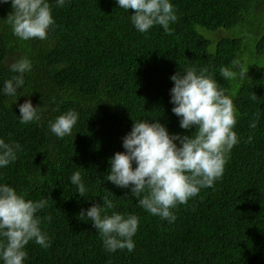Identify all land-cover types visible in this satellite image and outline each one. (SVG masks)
Returning <instances> with one entry per match:
<instances>
[{"label": "trees", "instance_id": "16d2710c", "mask_svg": "<svg viewBox=\"0 0 264 264\" xmlns=\"http://www.w3.org/2000/svg\"><path fill=\"white\" fill-rule=\"evenodd\" d=\"M172 3L178 19L166 34L159 25L137 31L133 10L115 0H70L53 7L55 27L44 41L14 35L6 22L11 5L0 4V87L15 75L11 63L32 61L18 93L29 95L16 103L0 95V137L23 149L0 169V183L27 199L48 198L37 215L51 246L30 241L25 264H264V0ZM187 67L207 68L232 97L239 143L214 186L173 209L176 220L169 223L104 177L133 121L159 119L180 135L195 131L180 128L171 111L170 77ZM222 68H243L249 79L225 78ZM26 99L39 105L40 119L22 124L18 105ZM70 108L79 120L71 136L57 138L50 122ZM77 170L86 198L69 181ZM103 197L116 206L109 214L139 217L132 252L109 253L91 222L80 219L82 208Z\"/></svg>", "mask_w": 264, "mask_h": 264}, {"label": "clouds", "instance_id": "9594fccd", "mask_svg": "<svg viewBox=\"0 0 264 264\" xmlns=\"http://www.w3.org/2000/svg\"><path fill=\"white\" fill-rule=\"evenodd\" d=\"M70 0H0L11 5L6 22L13 34L24 41L47 40L55 27L53 7H64ZM126 12L132 9L130 21L134 28L147 33L159 25L171 34V24L178 19L172 0H115ZM32 69V61L23 56L9 65L15 73L3 82L0 95L12 97L16 103L25 87V74ZM225 78L249 79L247 71L222 68ZM173 86L169 90L171 111L179 118V127L192 130L190 135L169 133L159 119H137L130 131L122 137L123 151L109 158V169L104 179L118 188L129 189L138 204L154 216L172 223L176 220L173 209L186 204L197 196L202 188L213 187L224 173L232 148L239 143L234 130L239 113L232 97L225 93L215 75L207 68L187 67L171 75ZM255 98V95H254ZM19 121L29 124L39 120V105L31 99L18 105ZM80 117L70 108L50 122V131L57 138L71 136ZM253 121L251 127H255ZM251 141V137H249ZM178 142V143H177ZM22 145L0 137V169L14 163ZM135 165V167L133 166ZM80 168V167H79ZM70 184L76 186L80 197L86 198L88 188L80 170L73 172ZM112 195H114L112 193ZM102 204L93 203L81 209L79 217L90 221L100 233L103 246L109 253L135 248L133 237L138 231L139 217L124 214L115 209L108 197ZM48 198L27 199L16 188L0 183V262L25 264L28 258L26 246L34 241L41 247L51 246L48 234L41 228L38 212L46 208ZM48 220L51 217H47Z\"/></svg>", "mask_w": 264, "mask_h": 264}]
</instances>
